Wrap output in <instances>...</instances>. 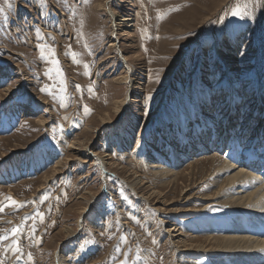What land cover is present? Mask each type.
I'll list each match as a JSON object with an SVG mask.
<instances>
[{"label":"rangeland","instance_id":"obj_1","mask_svg":"<svg viewBox=\"0 0 264 264\" xmlns=\"http://www.w3.org/2000/svg\"><path fill=\"white\" fill-rule=\"evenodd\" d=\"M97 7L132 20L120 49ZM0 9V235L19 227L23 253L7 250L10 236L4 264H29V254L31 264H120L124 253L129 264H231L242 250L207 239L257 237L226 226L255 204L237 198L264 193V0H0ZM122 78L141 84V98L133 89L126 103ZM116 101L128 106L122 119ZM91 143L105 172L81 151ZM240 170L243 182L229 185Z\"/></svg>","mask_w":264,"mask_h":264},{"label":"bare ground","instance_id":"obj_2","mask_svg":"<svg viewBox=\"0 0 264 264\" xmlns=\"http://www.w3.org/2000/svg\"><path fill=\"white\" fill-rule=\"evenodd\" d=\"M193 6V5H192ZM98 8V11H106V13L109 15V17L111 18V20H112V23H113V30H112V45H111V47H113V48H115L116 50H117V48L118 49H120V47H117V42L119 41L118 40V38H119V36H118V32L119 31H121V29H129V28H131L132 27V24H131V22H132V20H127V19H125V18H119V17H117V16H115L114 14H112V12L109 10H107L106 8H104V9H102L101 7L99 8V7H97ZM192 8V7H191ZM196 13V12H195ZM197 15V14H196ZM198 16V15H197ZM195 18V17H194ZM121 24V25H120ZM131 24V25H130ZM119 52H121L120 50H118ZM124 61H125V59H123ZM126 69L129 71V69L127 68V66H126ZM128 73V72H127ZM127 75V74H126ZM125 79V78H124ZM123 82H125V84L127 85V88H128V92H127V95H126V98H125V100L127 99L128 100V96H130V95H132V90L134 89H136V90H138V95H136L137 97H139V98H141L140 96H139V94L142 92V88H140V86H141V84H139L138 83V81L136 80H133V79H131V78H126L125 80H123V78L122 79H117V80H115V84H121V83H123ZM138 85V88H137V86L135 87V85ZM133 96V95H132ZM136 97V98H137ZM125 102V101H124ZM127 102H129V100L128 101H126V103ZM120 104V101H116L115 102V104H114V110H115V112H118V116H119V119H122V118H124V117H126L127 116V112H128V106H127V104H124V103H122L123 104V109L122 110H119V105ZM121 104V105H122ZM127 107V108H126ZM118 111H117V110ZM29 111V110H28ZM107 117H108V114H104L103 115V117H101L100 118V120H101V122L103 123V125L104 126H106L107 125V127H111L112 128V132H117L116 131V127H113V126H115V124L116 123H114V122H110V119H107ZM39 123H42V121H38ZM193 125H195V124H193ZM196 134H198V133H196ZM116 136V135H115ZM117 137V136H116ZM115 139H117V138H115ZM197 139L199 140V143L200 142H202V138H200L199 136L197 137ZM117 144L118 145H121V143H120V140H119V138L117 139ZM91 147H92V143L91 144H89L86 148H84V150H81L82 151V153H88V157L89 158H92V159H95L96 161H98V163H99V165H100V167H101V169H102V171L103 172H105L106 171V167H108V165L109 164H107L108 162H107V160H102L103 158H105V156H103V157H101V156H99V157H97L95 154H93V153H90V151H91ZM73 148V147H72ZM172 148V147H171ZM75 149H77V148H73V150H75ZM80 151V152H81ZM251 151V150H250ZM92 152V151H91ZM181 155H183V156H187V154L186 153H184V152H179ZM254 156V158H255V155H254V151L252 152H250L249 153V155H248V157H249V159H251L252 157ZM101 157V158H100ZM248 160V159H247ZM88 161V160H87ZM250 162H251V160H250ZM59 163V161H57L56 162V164H58ZM55 164V165H56ZM226 164V163H225ZM156 165V164H155ZM241 165V164H240ZM225 166V165H224ZM234 166H236V165H234ZM54 167H56V166H54ZM60 167V166H59ZM227 167H231L232 169H233V171H234V167L232 166V164L230 165V164H227ZM171 170V169H170ZM246 171H249V169H246ZM245 171V172H246ZM174 172V171H173ZM243 170H240V172H235L236 173V175L234 176V177H232V176H230L229 177V179H228V183H229V185H231L232 186V184L233 183H235V182H237L238 180H239V178H238V180L236 181V180H234L233 178H235V177H240L241 178V181H242V179L244 178V174H243ZM56 172H54V174H55ZM241 173V174H240ZM247 173V175H248V172H246ZM223 174V173H222ZM248 178L249 179H253V178H256L254 175H250L249 174V176H248ZM105 179V178H104ZM257 179H259V178H257ZM256 179V180H257ZM260 180H262L263 181V183H264V178L263 179H260ZM257 181H259V180H257ZM256 181V182H257ZM138 182V181H137ZM136 182V183H137ZM243 182V181H242ZM259 183H261V182H259ZM214 184V183H213ZM254 183H248V182H245L243 185H242V189L243 190H246V188H248V187H250L251 185H253ZM134 185L135 184H133L132 186L133 187H131L130 189L131 190H133L134 191ZM235 185V184H234ZM237 185H239V183L237 182ZM263 185V184H262ZM261 186V185H260ZM263 187V186H262ZM262 187H259L260 189H262ZM230 188H232V187H230ZM256 188V187H255ZM250 189H252V188H250ZM249 190V189H248ZM103 191H105L104 189H103ZM102 191V192H103ZM135 191H136V189H135ZM259 191V190H258ZM258 191L255 189L252 193L250 192V193H247L244 197H242V198H237L238 200H236V199H234V203H237L238 205L239 204H242V208H243V205H245L246 203H248V202H246V201H253V202H255V204L253 205V206H251L248 210H247V212H246V217H244V218H241V217H239L238 218V216H237V218L238 219H236V222H235V224L234 225H230V226H226L227 227V230L228 229H232L233 230V232L235 231H239L240 233H246V232H251V234L253 233L254 235H257V237L256 236H253L254 238H252V239H245V238H243V237H241V235L242 234H240V237H241V239H234V237L233 238H231L232 236H233V234L230 236V238H227V239H222V238H218V239H207V242L208 243H211V244H213V245H215L216 246V251L218 250V251H230L231 252V250H235L236 248L238 249H240V250H242V251H240V253H238L235 257L233 256V258H232V261H231V264H264V251H261L259 248L260 247H262L261 245L262 244H264V236L262 237V231H264V218L263 217H261V214H263V212H264V193H258ZM101 192V193H102ZM260 192V191H259ZM234 193V192H233ZM243 193V192H242ZM103 194V193H102ZM138 194V193H137ZM98 196V195H97ZM216 196H217V194H216ZM220 197V196H219ZM229 197V196H228ZM95 196H93L92 197V200L94 199L95 200ZM233 198H235V196L233 197ZM232 198V199H233ZM228 199V198H227ZM231 199V200H232ZM149 201H147V203H148ZM232 202V201H231ZM225 203V202H224ZM227 203V202H226ZM225 203V204H226ZM227 205H229V204H227ZM233 205V204H232ZM230 206H231V204H230ZM232 208L233 207H235L234 205L233 206H231ZM239 207V206H238ZM248 207V206H247ZM89 208V207H88ZM230 208V207H229ZM91 209V208H90ZM235 209V208H234ZM85 210L86 209H84V211H83V214L85 213ZM245 211H246V209H244ZM243 213H245L244 211H242ZM87 214V213H86ZM242 214V213H241ZM82 215V214H81ZM81 223V222H80ZM225 227V226H224ZM231 230V231H232ZM65 232L68 234V236H66V238L67 239H69V240H71V237H72V233H71V231H70V229H65ZM228 232V231H227ZM227 232H225V233H227ZM238 232V233H239ZM230 233V232H229ZM170 234V233H169ZM243 234V235H244ZM181 235V234H180ZM228 235V234H227ZM230 235V234H229ZM228 235V236H229ZM242 235V236H243ZM247 235V234H246ZM249 235V234H248ZM177 236V235H176ZM226 236V235H225ZM224 236V237H225ZM235 236H237V237H239L238 235H235ZM178 237V236H177ZM239 237V238H240ZM65 238V239H66ZM215 238V237H214ZM246 238H248V236L246 237ZM68 241V240H67ZM184 242V241H183ZM212 245V246H213ZM211 246V247H212ZM187 247V246H186ZM183 248H185V246L183 247ZM264 248V247H263ZM188 249H190V248H188ZM191 249H193V248H191ZM207 249V247H206V245L205 246H201V247H199V250H206ZM187 250V249H186ZM210 250H212V249H210ZM263 250V249H262ZM190 251V250H189ZM213 251V250H212ZM193 252H195V251H193ZM238 252V251H237ZM183 257V256H182Z\"/></svg>","mask_w":264,"mask_h":264},{"label":"snow or ice","instance_id":"obj_3","mask_svg":"<svg viewBox=\"0 0 264 264\" xmlns=\"http://www.w3.org/2000/svg\"><path fill=\"white\" fill-rule=\"evenodd\" d=\"M252 2L258 3L260 2V0H252ZM178 10V9H175ZM3 9H0V12H2ZM233 16H240V18H245V16H250V13H247L246 11H241L239 8L233 9L232 13ZM37 33H39V29H36ZM41 55L43 56V52L41 53ZM52 55H55L54 50L52 51ZM73 56H75V54H73ZM53 63H58V60H54L52 61ZM85 67L87 68L88 65H85ZM77 90H80V86L77 85ZM41 92H45L47 91L46 88H41L40 89ZM86 108V106H85ZM87 111V109H86ZM9 200H11V198H8ZM12 205H15L17 208L19 207H23V204H17V202L15 200H11ZM7 205H2L0 206V213H3L5 211V207ZM38 215H40L42 217V213H38ZM21 233V229L19 227H13L12 229H10L8 232H6L3 235H0V243L6 241L9 239V237L11 236L12 239V247L10 249H7L9 251H11L13 254L16 255V259L17 260H21L23 259V253H22V248L20 247V242L18 240L15 239V237H17L19 234ZM34 234V233H33ZM112 237L110 236L109 239H111ZM125 255V259L122 260L120 262V264H129V259H128V253H124ZM32 256L31 254L28 255L27 260L29 261V264H31L32 262ZM0 264H4V261L2 259H0ZM132 264H135V258H133Z\"/></svg>","mask_w":264,"mask_h":264}]
</instances>
